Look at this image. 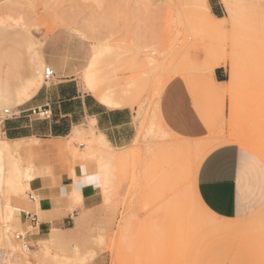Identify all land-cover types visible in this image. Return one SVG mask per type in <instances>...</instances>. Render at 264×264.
I'll return each mask as SVG.
<instances>
[{
  "label": "rangeland",
  "instance_id": "1",
  "mask_svg": "<svg viewBox=\"0 0 264 264\" xmlns=\"http://www.w3.org/2000/svg\"><path fill=\"white\" fill-rule=\"evenodd\" d=\"M207 7L216 19L197 0H0V29L16 28L0 31V89L7 96L1 119L18 114L15 95L28 80L55 83L43 73L56 58L75 68L82 89V71L96 52L101 86L127 84L137 101L129 147L114 150L90 126L76 130L96 147L70 148L69 138L58 144L55 162L71 174L74 166L87 172L79 178L81 201L67 197L70 216L80 208L65 233L67 247L30 243L29 253L22 246L10 251L0 230L3 264H264V204L241 216L247 226L235 235L230 219L192 198L188 178L189 163L227 145L252 153L264 167V0H207ZM222 22L225 32L218 30ZM30 39L46 66L37 64ZM216 62H223V85L210 78ZM157 112L161 128L152 123ZM44 186L33 181L13 196L18 224L27 211L23 201L42 197ZM33 213L40 222L53 215L38 204ZM27 231L26 225L16 230L13 241L20 244L15 234ZM72 245L81 247L84 261L72 260Z\"/></svg>",
  "mask_w": 264,
  "mask_h": 264
},
{
  "label": "crops",
  "instance_id": "2",
  "mask_svg": "<svg viewBox=\"0 0 264 264\" xmlns=\"http://www.w3.org/2000/svg\"><path fill=\"white\" fill-rule=\"evenodd\" d=\"M210 9L215 14L214 9ZM14 29L16 28L5 27L0 31ZM30 40L35 49L37 64L40 67L46 66L36 43ZM96 53L82 71V89L73 74L75 68L66 59L56 58L50 67H45L53 71L55 83L42 87L37 79L24 83L15 95L16 103L21 105L18 114L3 123L4 136L12 142V147L23 165L33 167L34 178L30 183L37 181L40 186L45 183L39 193L42 197L35 198L36 201H23V209L27 211L21 212L23 216L19 224L14 217L13 227L21 230V227L28 226L26 214L35 212L36 204L41 206L44 213L53 211V215L47 216L45 220H38L36 229L27 236L29 244L65 247V233L73 229V219L78 216L79 206L75 207L72 216L66 212L69 204L67 197L71 196L75 204L81 201L82 186L79 178L87 172L81 166H74L71 174L67 166L55 162L60 142L71 137L76 129L87 126L101 135L114 150L127 148L135 140L137 131L134 106L137 101L134 91L127 84L101 86L96 76L100 75L97 69L100 53ZM7 61L9 62L8 56ZM224 76L222 68L214 69L210 73L212 82L217 85L224 84ZM6 100V92L0 89V107ZM23 152L28 156L26 161H22ZM32 155L35 156V163ZM188 178L192 198L198 200L199 197L200 203L215 217L230 219L232 224L227 228L235 235L238 227L247 226L241 216L253 213L264 204V167L255 155L241 152L235 145L222 146L209 153L203 161L189 163ZM52 181L53 188L50 185ZM76 195L80 196L79 201L75 199ZM52 196L54 199L59 198L60 207H53ZM94 197L95 194L85 199L82 207L91 208ZM17 212L19 210L15 213ZM80 219L83 220V217ZM93 264L101 262L96 260Z\"/></svg>",
  "mask_w": 264,
  "mask_h": 264
},
{
  "label": "bare ground",
  "instance_id": "3",
  "mask_svg": "<svg viewBox=\"0 0 264 264\" xmlns=\"http://www.w3.org/2000/svg\"><path fill=\"white\" fill-rule=\"evenodd\" d=\"M197 1L205 5L209 12V15L212 18L216 19V17L211 13L209 8L207 7V0H197ZM201 18L204 19L203 17ZM218 30L225 32L226 25L223 22L220 23V25L218 26ZM221 64H223V62H216L214 66L212 67V70L210 73H212L215 68L220 67ZM46 69L51 70L50 68H45L44 71ZM5 112H8V111L7 110L3 111V114ZM9 113L10 112H8V114ZM157 118H158V114L155 115V119H153L154 121L152 123H154V125L156 124L159 128L161 125H159ZM151 130L153 129L151 128ZM98 136L101 142H103L104 144H107V142L104 140V138L101 135H98ZM244 141L245 140H243L242 142ZM81 142L82 143L84 142L83 145H85L89 149L96 147V143L93 141V139L87 138L83 140V138L80 137L77 130L74 131L71 137H69L68 146L71 148L72 146L74 147L80 144ZM248 142L252 143L249 140ZM17 155L18 154L12 147V142L5 138L3 130H1L0 131V213L2 215V221H0V230L3 233L2 236H3V239L8 249L12 251L13 249H17V248L19 249L22 246L24 248L23 250L24 251L23 254H24V253H29V250L24 247V244L22 242L20 244H17L15 241H13V238H12V235L16 231V229L12 225L14 217H15L14 213L20 210L17 207L18 205L15 206L12 204V202L14 201L13 196L19 193L22 194L25 186L28 187V185L34 178V173H33V167L28 166V165L27 166L23 165L20 157ZM73 249H74V252H73L72 260L74 259L77 262L84 261L85 258L80 257L78 255L77 246H74ZM20 252H22V250ZM92 256L93 255H91V257ZM4 260H7V253L5 251H0V264H3Z\"/></svg>",
  "mask_w": 264,
  "mask_h": 264
},
{
  "label": "built area",
  "instance_id": "4",
  "mask_svg": "<svg viewBox=\"0 0 264 264\" xmlns=\"http://www.w3.org/2000/svg\"><path fill=\"white\" fill-rule=\"evenodd\" d=\"M54 78V73L52 70H45L44 71V80L46 82H51V80ZM5 115H8V112H5L4 113ZM14 117V116H12ZM8 120V119H1L0 118V131L3 130V123ZM28 199L30 201H34V196H32L31 194L28 195ZM26 218L28 220V226H29V229L31 231H34L38 225V219H37V216L33 213H28L26 214ZM30 233V231H27L25 234H15V240L16 241H19V242H22L24 245H25V248L26 249H31V246H29V243L27 241V236L28 234Z\"/></svg>",
  "mask_w": 264,
  "mask_h": 264
}]
</instances>
